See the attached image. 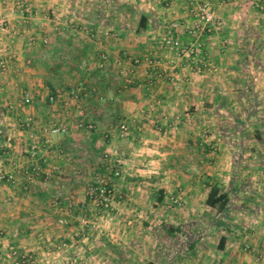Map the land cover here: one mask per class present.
<instances>
[{"label": "crops", "instance_id": "obj_1", "mask_svg": "<svg viewBox=\"0 0 264 264\" xmlns=\"http://www.w3.org/2000/svg\"><path fill=\"white\" fill-rule=\"evenodd\" d=\"M117 1L137 14L104 0H26L25 17L0 0L11 24L0 32V56L11 61L0 67V163L17 173L15 184L0 183V264H264V0H212L219 23L202 36L171 30L193 24L201 0ZM141 11L151 15L146 32ZM168 36L198 42L199 56L180 58ZM79 87L87 90L75 101ZM254 104L259 122L245 110ZM56 125L69 133L51 134ZM41 160L52 178L30 183L21 174ZM100 178L114 191L108 211L88 195ZM213 186L237 192L232 234L206 206ZM173 198L183 205L170 206ZM81 217L89 228L80 239ZM163 225L203 239L171 238Z\"/></svg>", "mask_w": 264, "mask_h": 264}, {"label": "built area", "instance_id": "obj_2", "mask_svg": "<svg viewBox=\"0 0 264 264\" xmlns=\"http://www.w3.org/2000/svg\"><path fill=\"white\" fill-rule=\"evenodd\" d=\"M221 1H226V0H221ZM17 7L20 9H25L26 13H30V10L26 7V4L23 2H18L16 3ZM264 7V6H263ZM7 19L1 18L0 17V30L3 33H6L10 30V27L8 26ZM218 17L216 14V11L214 9L213 1L212 0H201L199 3L197 9L195 10V19L193 24H181V23H172L171 24V30L172 31H180L181 29H184L189 35L191 36H202L206 32H212L214 28L218 25ZM164 45L168 49L175 50L180 58H196L199 56L200 51H201V45L198 42H195L193 44H185L183 43L182 40H180L177 37L174 36H168L164 39ZM104 62H106V58H103ZM146 62L148 65H156L158 62L154 61L151 58H147ZM11 64L10 60H6V58H2L0 56V67L3 70H8L9 66ZM29 64H31V61H29ZM104 65L102 64L101 68H103ZM123 76L126 77V84L127 86L132 83V80L128 78V75L126 73H123ZM153 86V82L150 83V87ZM84 95V90L83 88L79 87L75 92L72 93L71 97L75 101H79ZM50 101L52 103L56 102V98L50 97ZM32 103V98H27L25 100L26 105H30ZM84 111L80 110L79 112V117H84ZM120 131L124 137L130 134L131 128L128 123H121L120 125ZM79 127L81 129H86L88 131H94L96 130V125L94 124H86L85 122H80ZM69 127L68 125H56L53 126L51 129V134L54 135H62L65 133H69ZM29 154L31 158L35 161L38 159V151L36 150L35 147L31 148L29 151ZM3 156L0 157V161L3 162ZM4 164V163H3ZM3 164L0 165V183L1 184H15L17 182V173L14 172V170H6ZM38 163H35V167L33 168L34 173L30 174L27 170L25 171L26 173V178L27 180L32 183V182H38L40 181V167L37 165ZM115 177H120L121 172L119 170H116L114 172ZM46 178L48 177L49 179L52 178V175L49 173H45ZM90 199L93 201V203L96 204L98 211H108L110 210L113 201H114V191L110 186V183L108 182L107 179H98L96 185L91 186L89 189V194ZM172 207H181L183 205V200L181 198H173L171 199L170 203ZM56 205L58 206V199H56ZM81 225L83 230L81 231L83 234H85L89 228V221L86 217H81ZM80 234H77V236ZM63 248H66V245L62 246ZM31 261L27 260L26 258L20 259L17 263L15 264H28ZM77 264V263H74Z\"/></svg>", "mask_w": 264, "mask_h": 264}, {"label": "trees", "instance_id": "obj_3", "mask_svg": "<svg viewBox=\"0 0 264 264\" xmlns=\"http://www.w3.org/2000/svg\"><path fill=\"white\" fill-rule=\"evenodd\" d=\"M106 2H110L111 5L118 11V12H122V11H126L128 10L130 14H137V10L133 9V8H130L126 5H122L121 3H119L117 0H104ZM139 15H141V20H140V31H143V32H146V31H149L151 29V26H152V20H151V15L145 13V12H139L138 13ZM103 58H106V57H103ZM107 60V59H106ZM102 61L104 62V59H102ZM150 85V83H149ZM83 88L84 92H86L87 88H84V87H81ZM90 91H92V89H90ZM56 94H52L51 97H54V98H57L55 96ZM253 100V99H252ZM256 102V101H254ZM260 105H250V107L248 109H245L247 111V114L249 115L250 118H256L257 119V122L260 121V119L258 118L259 116H261V113L259 110H258V107ZM232 123L236 122L237 125L235 126V128L240 129V127L243 126V123L241 121H239L238 119L236 118H233ZM239 124V125H238ZM232 128L231 127H228L227 129H224L226 130V132H229V130H231ZM68 133H65V134H62V135H67ZM230 137H232L230 135ZM259 141H262L263 142V138L262 136L259 134L257 135L256 137ZM2 156V154H0V157ZM237 162V161H236ZM243 161H240L239 163L237 162V164L235 165L234 167V176H237V175H242V172H240V169L241 168H244V165H243ZM44 161H40L37 165H39V167L41 168L40 170V179L43 180L46 178L47 175H45V165H44ZM35 167V165L33 166H30L28 167L27 169L25 168L23 170V175L25 178H26V173L25 171L27 170L30 174L34 173V170L33 168ZM233 188H230L228 190H222L221 188H219L218 186H213L212 187V190L209 194V197H208V200H207V203H206V206L210 209V210H213V211H217L219 218L214 219V217L212 219H214L217 223L216 225L218 227L220 226H224L225 229L227 230V233L228 234H232L234 232L232 225H226V222L228 219H230V213L232 212L233 208H234V204L239 200L237 199L235 196L237 192H235ZM32 193L35 194V192L32 191ZM37 197L40 199V200H43V201H46L47 198H48V195L43 193L41 190L38 189L37 191ZM234 194V195H233ZM163 227L165 228V231L166 233L168 234L169 237L171 238H175L177 240H183V238H186L187 237V234L188 233H185L184 229L182 226H175V225H163ZM88 232V231H87ZM87 232L85 234H83L82 232L79 233L80 235H78V237L81 239L82 236H86ZM190 236L187 237V241L188 242H191L192 239H195L196 242L198 241H201L203 239V233H200L198 231L196 232H190L189 234ZM228 241V238L227 237H223L221 239V243H220V247L221 249H224L225 248V245ZM106 241L105 240H102V244H104ZM195 242V243H196ZM194 243V244H195ZM109 248L111 249V251H113L116 255H118L119 257H125L126 255H128V253L126 252L125 249L121 248V247H118V246H110L108 245ZM191 251L194 250L193 247L190 246L189 248ZM179 254H185V253H182V251L178 252ZM129 264V263H127ZM148 264H158L157 262H154V261H151L149 262Z\"/></svg>", "mask_w": 264, "mask_h": 264}, {"label": "rangeland", "instance_id": "obj_4", "mask_svg": "<svg viewBox=\"0 0 264 264\" xmlns=\"http://www.w3.org/2000/svg\"><path fill=\"white\" fill-rule=\"evenodd\" d=\"M8 1H9V2H15V3L23 2V3L26 4V0H8ZM88 1H90V0H88ZM17 8H18V7H17ZM18 9H20V8H18ZM20 10H21L22 12L26 13V12H25V9H20ZM4 13H5V12H4ZM4 13L0 10V17H1V18H4ZM53 14H54V13H53ZM27 15H28V13L25 15V17H27ZM7 21H8V22H7V23H8V26H9V25L11 26V24H9V20H7ZM0 32H2V31L0 30ZM2 33H3V32H2ZM0 164H2V163H0ZM3 166H5V163L3 164ZM21 175H23V174H21ZM100 177H103V176H100ZM54 203L56 204V201H54ZM54 203H53V204H54ZM92 203H93V201H92ZM55 204H54V206H57V205H55ZM93 204H95V203H93ZM95 207H97L96 204H95ZM97 210H98V208H97ZM66 249H67V248H63V247L61 248L62 251H65ZM59 254H60V253H59ZM65 255H71V254H70V252H68V253L66 252ZM20 257H21V256H20Z\"/></svg>", "mask_w": 264, "mask_h": 264}]
</instances>
